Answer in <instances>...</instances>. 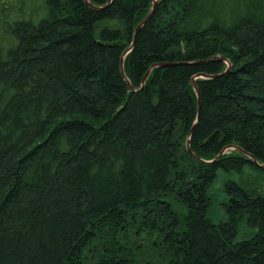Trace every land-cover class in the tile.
<instances>
[{
	"label": "trees",
	"instance_id": "trees-1",
	"mask_svg": "<svg viewBox=\"0 0 264 264\" xmlns=\"http://www.w3.org/2000/svg\"><path fill=\"white\" fill-rule=\"evenodd\" d=\"M88 1L0 0V264H264V0Z\"/></svg>",
	"mask_w": 264,
	"mask_h": 264
},
{
	"label": "water",
	"instance_id": "water-1",
	"mask_svg": "<svg viewBox=\"0 0 264 264\" xmlns=\"http://www.w3.org/2000/svg\"><path fill=\"white\" fill-rule=\"evenodd\" d=\"M85 1H86L87 4L91 5L92 7H95V6H93L88 0H85ZM110 1H111V0H108V2H110ZM154 6H155V1L153 2V6H152L150 12H149V13L146 15V17H144V18L138 23V25L136 26V28H135V30H134V33H133V41H132V44L130 45V47H129L126 51H124V53H123L122 56H121L120 68H121V71H122V74H123V75H124V70H123V60H124V57H125V55L128 53V51L131 49V47H132V45H133V42H134V38H135V36H136V33H137L138 29H139V28H140V27L146 22V20L152 15L153 10H154ZM164 64H165V63H154V64H152L151 67H153V66H158V65H164ZM228 66H229V64H228ZM151 67H150L149 70L143 75V77H142V79H141L140 86H142V85L144 84V82H145V80H146V78H147V76H148V74H149V72H150ZM124 76H125V75H124ZM197 76H200V77H208L209 75H207V74H205V73H202V74H198V75L194 76V77L191 79V83H192V85L194 86V88H195V92H196V95H197V102H198L197 111H198L199 108H200V97H199L198 87H197V85H196V83H195V78H196ZM211 76H212V75H211ZM130 87H131V86H130ZM131 89H132V87H131ZM192 129H193V126H192V128H191V131H192ZM187 147H188V149H190V147H189V137L187 138ZM228 148H235V149H238V150L243 151L247 156H249V158H250L254 163L259 164V163L257 162V160L255 159V157H254L252 154H250L249 152L244 151L241 147H239V146H237V145H228V146H226L225 148H223V150L221 151V153H222L225 149H228ZM217 156H219V154H218ZM259 165H262V164H259ZM262 166H263V165H262Z\"/></svg>",
	"mask_w": 264,
	"mask_h": 264
},
{
	"label": "rangeland",
	"instance_id": "rangeland-1",
	"mask_svg": "<svg viewBox=\"0 0 264 264\" xmlns=\"http://www.w3.org/2000/svg\"><path fill=\"white\" fill-rule=\"evenodd\" d=\"M230 149V148H229ZM229 150H226V151H223V152H228ZM222 152V153H223ZM223 173V172H222ZM222 173L220 172L219 174H218V178H217V185H216V187H217V189H218V191H219V193L220 194H222L223 193V189L221 190V187L223 188V180H224V178H226V177H228V176H225V175H223L222 176ZM231 176H235V177H237L238 176V173H231ZM223 177V178H222ZM221 197L222 196H220L219 197V199H221ZM215 201V200H214ZM219 208H220V205H219ZM219 208H217V209H219ZM249 232H250V230L247 228V229H245V230H242V231H239V233H238V238H244L245 236H247L248 234H249Z\"/></svg>",
	"mask_w": 264,
	"mask_h": 264
},
{
	"label": "bare ground",
	"instance_id": "bare-ground-1",
	"mask_svg": "<svg viewBox=\"0 0 264 264\" xmlns=\"http://www.w3.org/2000/svg\"><path fill=\"white\" fill-rule=\"evenodd\" d=\"M212 160V159H211Z\"/></svg>",
	"mask_w": 264,
	"mask_h": 264
}]
</instances>
